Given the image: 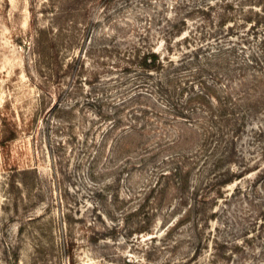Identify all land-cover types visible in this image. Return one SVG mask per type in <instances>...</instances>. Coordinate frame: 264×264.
<instances>
[{
	"label": "rangeland",
	"instance_id": "obj_1",
	"mask_svg": "<svg viewBox=\"0 0 264 264\" xmlns=\"http://www.w3.org/2000/svg\"><path fill=\"white\" fill-rule=\"evenodd\" d=\"M198 1L0 0V264H264V115L237 138L260 169L221 188L198 181L200 167L179 164L190 171L180 182L161 176L176 167L166 156L195 148L184 125L147 141L164 146L179 130V148L114 161L99 115L96 101L107 115L131 95L135 75L116 68L127 50L146 40L168 56L164 35L182 33L178 61L188 34L195 48L199 33L228 32L191 14ZM244 27L229 31L246 35L228 40L237 60L262 58L264 27Z\"/></svg>",
	"mask_w": 264,
	"mask_h": 264
},
{
	"label": "trees",
	"instance_id": "obj_2",
	"mask_svg": "<svg viewBox=\"0 0 264 264\" xmlns=\"http://www.w3.org/2000/svg\"><path fill=\"white\" fill-rule=\"evenodd\" d=\"M203 1V4L196 3L191 14H199L200 20L209 21L212 26L218 23L220 28L228 29L227 33H199L204 42L195 48L191 47L193 37L188 34L184 38L188 51L182 53L178 61L169 55L173 53L174 38L182 33L164 35L168 56L147 47L143 38L142 45L124 52L116 63V68L127 80L135 75L136 83L129 91L131 95L114 103L107 115L102 113V100L96 103L100 117L110 121L105 137L111 139L114 161L122 158L142 163L156 151L179 148L188 142L179 130L176 135L171 133L172 138L164 146L158 142L161 138L147 141L165 127L184 125L194 133V140L197 139L195 148L193 151L180 148L182 151L166 156L161 164L168 163V168L175 164L176 167L168 173L161 170V176L174 175L180 182L190 171H184L186 167H179V164L192 169L200 167L196 179L207 181L208 188L211 185L221 188L260 169L249 167L245 156L238 153L237 138L253 124L255 116L264 115V56L251 55L239 62L236 42L239 36L243 39L246 35L245 32L234 35L229 31L232 32L236 25H246L244 31L248 25L251 29L264 27V0ZM215 6L218 7L216 13ZM256 7L259 12L253 11ZM186 22V19H179L171 26V32L180 24L185 26ZM207 37L216 49L208 45ZM233 38L237 41H228ZM50 43L55 45L53 40ZM254 132L259 137L264 133L260 127Z\"/></svg>",
	"mask_w": 264,
	"mask_h": 264
}]
</instances>
